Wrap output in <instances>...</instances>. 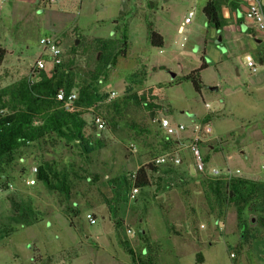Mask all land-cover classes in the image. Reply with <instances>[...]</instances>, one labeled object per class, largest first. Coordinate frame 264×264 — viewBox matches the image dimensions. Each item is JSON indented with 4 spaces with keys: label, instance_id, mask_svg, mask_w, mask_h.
<instances>
[{
    "label": "rangeland",
    "instance_id": "rangeland-1",
    "mask_svg": "<svg viewBox=\"0 0 264 264\" xmlns=\"http://www.w3.org/2000/svg\"><path fill=\"white\" fill-rule=\"evenodd\" d=\"M205 1L0 0V114L22 107L11 96L19 82L51 77L38 41L57 36L59 78L70 85L62 91L76 95L71 109L85 123L84 141L51 133L1 165L0 264H131L127 249L155 264H264V196L238 218L208 192L211 177L185 171L192 127L205 122L211 141L199 146L207 169L264 182V32L244 16L254 0H217L226 20L219 31L206 23ZM149 31L162 47L149 44ZM37 61L45 64L39 75ZM202 63L195 92L182 77ZM93 115L103 130L92 127ZM160 118L186 129L166 138ZM173 150L182 166L154 164ZM146 165L154 168L150 185L130 200V175ZM39 166L50 185L31 172Z\"/></svg>",
    "mask_w": 264,
    "mask_h": 264
},
{
    "label": "trees",
    "instance_id": "trees-1",
    "mask_svg": "<svg viewBox=\"0 0 264 264\" xmlns=\"http://www.w3.org/2000/svg\"><path fill=\"white\" fill-rule=\"evenodd\" d=\"M201 12L207 25H211L215 30L219 31L226 25V20L222 16V3L219 1L206 0ZM149 44L159 48L162 47L163 40L157 32L149 31ZM117 53L122 55L125 50L118 49ZM4 56L5 50L0 48V65ZM114 60L115 57L112 58L113 62ZM60 66L61 63L52 66L51 77L41 75L38 81L19 82L13 89L11 96L16 97L22 107L12 109L10 113L0 114V167L3 163L13 160L12 154L16 150L28 143H38L51 133L70 134L78 140H85V123L81 112L74 109L64 110L61 108V103L55 99L59 90L66 88L65 90L68 91L70 86L59 78ZM204 67L206 65L202 63L200 68L182 77V80L191 83L195 92L200 90L198 74ZM42 71H38L37 74ZM64 83L66 87H63ZM153 171L152 165L138 168L130 175V187L132 184L138 189L148 187L150 185L148 173ZM186 174L189 176L187 172ZM34 175L38 181L50 185L48 175L42 167H37ZM204 182L217 203L233 206L238 218L246 205L264 196V182L242 177H233L229 180L206 178ZM261 221L264 226V219ZM127 252L131 264H155L151 257L136 259L131 250L127 249Z\"/></svg>",
    "mask_w": 264,
    "mask_h": 264
},
{
    "label": "built area",
    "instance_id": "built-area-1",
    "mask_svg": "<svg viewBox=\"0 0 264 264\" xmlns=\"http://www.w3.org/2000/svg\"><path fill=\"white\" fill-rule=\"evenodd\" d=\"M192 16V12H188L185 15L180 27L178 28V31H180L185 24L190 23ZM244 16L246 20H248L254 26L257 32H264V5L262 4V1L254 0L252 3H250L244 10ZM38 43L42 48L43 55L46 54V58L49 59L51 66L61 63L62 47L59 37L45 36L40 38ZM244 63L251 72L256 70V66L249 55L244 56ZM44 68L45 64L42 61H37L33 67V71L37 74L38 71H41ZM112 95L113 93H110V96ZM75 98L76 95L73 92L64 93L62 90H59L55 95V99L61 103V108L64 110H69L72 108V102L75 100ZM90 123L96 131H100L105 128V121L99 115H93ZM157 124L161 129L162 134L166 138L178 139L179 135L182 134L186 129V126L181 123H178L175 126L171 125L170 121L165 118H160ZM210 133L211 129L205 122H199L198 124L193 125L191 137L187 140L186 144V148L189 149L192 157V162L190 165H188V167H191V170L194 174H206L211 178L229 180L232 178V174L238 173V170L230 171V169H225L223 172H221L216 168H211L210 170L207 169V165L201 154L199 144L201 142L211 141V138L209 137ZM153 162L156 166L167 164L171 166H180L182 164V157L178 155V150H173L155 157ZM35 171L36 168L31 169L32 173H35ZM186 171H188L187 167ZM26 184H34V179H29L26 181ZM137 193L138 188L132 184L128 193V198L130 200H134ZM84 218L90 225L94 224L95 222V218L92 214L86 213ZM125 232L127 235L131 234L129 229H125Z\"/></svg>",
    "mask_w": 264,
    "mask_h": 264
},
{
    "label": "crops",
    "instance_id": "crops-1",
    "mask_svg": "<svg viewBox=\"0 0 264 264\" xmlns=\"http://www.w3.org/2000/svg\"><path fill=\"white\" fill-rule=\"evenodd\" d=\"M34 1H36V0H33V2ZM183 164V163H182ZM182 164L180 165V166H182ZM191 163H188L185 167H187V170L188 171H186V169H185V171L190 175V176H194V175H196V174H194L193 172H192V170H190V167H188V165H190ZM237 170V169H236Z\"/></svg>",
    "mask_w": 264,
    "mask_h": 264
},
{
    "label": "water",
    "instance_id": "water-1",
    "mask_svg": "<svg viewBox=\"0 0 264 264\" xmlns=\"http://www.w3.org/2000/svg\"><path fill=\"white\" fill-rule=\"evenodd\" d=\"M240 29H241L242 31H244L245 26H244L243 24H241V25H240ZM219 41H220V40L217 39V40H216V43H219ZM214 90H215V89H214ZM190 170H191V167H190Z\"/></svg>",
    "mask_w": 264,
    "mask_h": 264
}]
</instances>
